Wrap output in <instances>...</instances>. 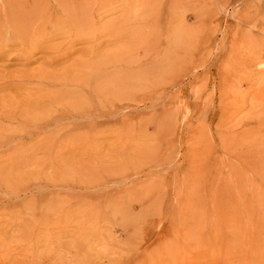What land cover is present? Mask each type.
<instances>
[{
  "label": "rangeland",
  "instance_id": "374dc122",
  "mask_svg": "<svg viewBox=\"0 0 264 264\" xmlns=\"http://www.w3.org/2000/svg\"><path fill=\"white\" fill-rule=\"evenodd\" d=\"M53 1L0 42V264H264V0Z\"/></svg>",
  "mask_w": 264,
  "mask_h": 264
},
{
  "label": "bare ground",
  "instance_id": "6f19581e",
  "mask_svg": "<svg viewBox=\"0 0 264 264\" xmlns=\"http://www.w3.org/2000/svg\"><path fill=\"white\" fill-rule=\"evenodd\" d=\"M13 1V0H12ZM18 1V0H17ZM49 0H19L18 2H20L21 3V5H20V7H18V6H16L17 4H16V2L14 1L13 3H15L16 5V7L17 8H13L12 6H8V7H4L1 11H0V42L2 43V41L4 40V43L6 44L5 46H9V47H15L18 51H20V49L18 48V47H22L24 44H25V42H26V44L27 43H29V42H31V44L29 45L30 46V48H28V49H30V51H33V53H35V54H37L38 53V50L37 49H39V50H43L45 47H44V45H40V44H42V43H44V40H43V36H44V38H46V40H47V42H48V39H47V37H45V35H43L45 32H41V33H43L42 35L43 36H41V39H39V41L41 40V43H38L39 45H37L36 44V46H35V44L33 43L32 44V42L33 41H35L36 40V38H37V34H39V32H40V30L45 26V27H50V28H52V29H54V30H57V31H59V33L63 36V34H68L69 32H70V23L69 22H71V21H69V19H72V20H75V17L77 18V16H75V17H72V15H70L71 16V18H69V15L67 16V14H63V15H66L65 17H62L61 15H59V14H57L58 12H57V9H55V8H53L54 10H50V5H48V3H50V2H48ZM54 1H56L55 3L57 4V3H59V4H61V3H64V5H66L67 3H69L71 0H54ZM54 1H53V3H54ZM89 1V0H88ZM7 2L8 3H10L11 1L10 0H7ZM52 2V1H51ZM77 2H78V0H77ZM81 2V1H80ZM90 3L92 2V1H89ZM88 3V2H87ZM97 3V2H96ZM89 4V3H88ZM55 5V4H54ZM90 5V4H89ZM88 5V6H89ZM53 6V5H52ZM59 6V5H58ZM72 6H73V3H72ZM74 6H76V7H78V3H76L75 2V4H74ZM60 7V6H59ZM86 7V6H85ZM57 8V7H56ZM63 8V7H62ZM89 8V7H88ZM88 8H86L87 10H88ZM92 8H93V6H92ZM58 9H60V8H58ZM75 9V8H74ZM81 9V8H80ZM85 9V10H86ZM90 9V8H89ZM62 10V9H61ZM69 10L70 11H72L71 10V5L69 4ZM84 10V9H83ZM86 10V11H87ZM58 11H60V10H58ZM91 11V10H90ZM73 13V16H74V11H72ZM88 12V11H87ZM80 13V12H79ZM87 14V13H86ZM81 16L82 15H80V18H81ZM69 18V19H68ZM85 18H87V17H85ZM55 19H60V21L58 20V22H56V20ZM78 19V18H77ZM64 20H66V21H64ZM83 20V19H82ZM74 22V21H73ZM73 22L71 23V24H73ZM78 22V21H77ZM41 24V28H40V30L37 32V30H38V28H39V25ZM77 24V23H76ZM61 27H62V29H61ZM63 27H65V28H63ZM6 30H4V29ZM44 30H46V29H44ZM43 30V31H44ZM49 30V29H48ZM4 32H6L5 33V36H4ZM46 32H48V31H46ZM52 32V31H51ZM56 33V32H55ZM73 33V32H72ZM78 33V32H77ZM46 34V33H45ZM50 35V33L48 32L47 33V35ZM79 34V33H78ZM48 35V36H49ZM52 35H50V37H51ZM55 36V35H54ZM54 36H53V38H54ZM59 36V35H58ZM57 36V37H58ZM62 36H59V37H62ZM52 38V37H51ZM66 38V37H65ZM55 39V38H54ZM57 39V38H56ZM67 39V38H66ZM53 40V39H52ZM43 41V42H42ZM69 41H72V39L70 40L69 39ZM68 41V42H69ZM55 42V41H54ZM67 42V43H68ZM0 43V44H1ZM7 43H9V45H7ZM49 43V42H48ZM47 43V44H48ZM72 43H73V41H72ZM25 44V45H26ZM71 43L69 42V44H67V46L68 45H70ZM1 45H3V44H1ZM0 45V46H1ZM33 45H34V47H36V48H34L33 47ZM45 45H46V43H45ZM49 46L51 47V46H53V45H48V47H46V48H49ZM71 46V45H70ZM8 47V48H9ZM23 47H25V46H23ZM69 47V46H68ZM67 47V48H68ZM2 48V47H1ZM6 48V47H5ZM14 48V49H15ZM53 48V47H52ZM3 49V48H2ZM25 49H26V47H25ZM24 49V51H26ZM56 49V48H55ZM70 49H71V47H70ZM70 49H68V50H70ZM12 50V49H11ZM45 50H47V49H45ZM9 51H10V49H9ZM12 51H16V50H12ZM12 51H11V53H12ZM21 51H22V48H21ZM34 51H36V52H34ZM5 52H7V51H5ZM27 52V51H26ZM29 52V51H28ZM13 53H15V54H17L16 52H13ZM12 53V54H13ZM22 54H23V52H21ZM66 53H69L68 51H66ZM25 54V53H24ZM29 54V53H28ZM30 55H32V54H30ZM13 56V55H12ZM16 56V55H15ZM18 56V55H17ZM21 55H19V57H17V59L18 58H20L21 59V57H20ZM28 56V55H27ZM27 56H25V57H27ZM33 56V55H32ZM36 56V55H35ZM39 56H40V52H39ZM46 56V55H45ZM59 56V55H58ZM57 56V57H58ZM69 56H70V53H69V55L67 56L68 58H69ZM25 57H22V59L23 58H25ZM29 57V56H28ZM27 57V58H28ZM56 57V58H57ZM66 57V56H65ZM66 57V58H67ZM15 58V57H14ZM32 58V57H31ZM30 58V59H31ZM63 58V61H64V57H62ZM67 58V59H68ZM20 59H18V60H20ZM58 59V58H57ZM61 59V58H60ZM67 59H65V61L67 60ZM4 60V59H3ZM7 60V59H6ZM56 60V59H55ZM49 61V60H48ZM47 60H46V63L48 62ZM52 61H53V63H56L53 59H52ZM51 61V62H52ZM57 62H59L58 60H56ZM6 62V61H5ZM51 62H48V64L50 63L51 64ZM60 62H62V61H60ZM52 63V64H53ZM45 69V68H44ZM50 69V68H49ZM78 69V68H77ZM80 69V68H79ZM47 70H48V68H47ZM47 70H45V71H47ZM51 70V69H50ZM49 70V71H50ZM65 70V69H64ZM69 69H67V71L66 72H69L68 71ZM79 71V70H78ZM30 72V71H29ZM48 72V71H47ZM44 73V72H43ZM61 73V72H60ZM74 73V72H73ZM58 74V73H57ZM67 74V73H66ZM18 75V74H17ZM27 75H29V73L27 74ZM47 75V74H46ZM46 75H44V74H41L40 72L38 73V74H35L34 76H32L31 77V79H37L38 81H40V82H42V81H51V80H49V79H47L48 77L46 76ZM68 75V74H67ZM69 76V75H68ZM6 77V76H5ZM25 77V74L23 75V78ZM55 77V76H54ZM13 78V77H12ZM22 78V77H21ZM28 78V77H27ZM56 78H58V76L56 77ZM67 78L68 77H66V80H67ZM90 78V77H89ZM6 79V78H5ZM64 79V78H63ZM68 79H70V77L68 78ZM62 80V79H61ZM65 80V79H64ZM65 80V81H66ZM22 81V80H21ZM37 81V82H38ZM78 82V81H77ZM23 83H28V82H24L23 81ZM22 82H18L17 84H16V86H20V87H23L24 86V84H23ZM32 83V82H31ZM4 84H5V82L3 83V86H4ZM13 84H14V82H13ZM1 85V84H0ZM7 85H9L10 86V84H8L7 83ZM7 85H5V86H7ZM11 85H12V83H11ZM15 85L13 86L12 85V87H8V88H14V87H16ZM1 87V86H0ZM68 87V86H67ZM2 88V87H1ZM0 88V89H1ZM11 90V89H10ZM72 90V89H71ZM17 91V90H16ZM69 91V90H68ZM2 92V91H1ZM66 92V91H65ZM41 93V92H40ZM60 93V92H59ZM54 94H56V93H54ZM60 94H62V92L60 93ZM68 94V93H67ZM66 93H65V95H67ZM64 95V94H63ZM63 95H62V97H63ZM73 95V94H72ZM79 95V94H78ZM47 96V95H46ZM61 96V95H60ZM44 97V96H43ZM66 97V96H65ZM70 98V97H69ZM30 99V98H29ZM52 99V98H51ZM64 99V98H63ZM62 99V100H63ZM73 99H74V97H73ZM76 99V98H75ZM80 99V98H79ZM14 100V99H13ZM39 100H41V99H39ZM1 101V100H0ZM24 101V100H23ZM65 101V100H64ZM75 101V100H74ZM39 102V101H38ZM38 102H36V103H38ZM57 102V101H56ZM5 103V102H4ZM3 103V104H4ZM23 103V102H22ZM21 103V104H22ZM66 103H68V102H66ZM86 103H87V101H86ZM28 104H29V102H28ZM70 104V103H69ZM6 105V104H5ZM25 105V104H24ZM42 105V104H41ZM44 105V104H43ZM57 105H59V104H57ZM71 106H72V104H70ZM69 105V106H70ZM67 106V105H66ZM79 107V106H78ZM10 108V107H9ZM40 108V107H39ZM76 108V107H75ZM4 109H5V106H4ZM0 110H2V108L0 109ZM6 110H8L7 108L5 109V111L4 110H2V111H0L1 113H3V114H0V116L1 115H3L4 116V118L5 117H9V116H11V114L12 113H14L15 114V116L17 115V113H16V110L14 109V110H10L9 109V111H6ZM32 110V109H31ZM39 110V109H38ZM74 111V110H73ZM37 112V111H36ZM11 113V114H10ZM31 113V112H30ZM49 113V112H48ZM13 114V115H14ZM19 114V113H18ZM44 114V113H43ZM20 116V115H19ZM22 117H23V115H22ZM21 117V118H22ZM31 117V116H30ZM11 118H14V117H11ZM21 118H20V121H21ZM8 119V118H7ZM10 119V118H9ZM33 119V118H32ZM39 119H40V117H39ZM13 120V119H12ZM15 120V119H14ZM23 120V119H22ZM57 123V122H56ZM4 124L5 123H3V126H4ZM31 124V123H30ZM36 125V124H35ZM1 126V125H0ZM15 126V125H14ZM37 126V125H36ZM10 128V127H9ZM4 129V128H3ZM7 129V128H6ZM5 130V129H4ZM18 130V129H17ZM20 130H22V129H20ZM2 131V130H1ZM13 131V130H12ZM5 132V135H3V136H0V149H2V148H4L5 146H9V143L11 142V141H13V140H15L16 139V137H17V135H15V134H9V131H4ZM22 132V131H21ZM1 133H3V131L1 132ZM0 133V134H1ZM69 137V136H68ZM43 138V137H42ZM41 138V139H42ZM15 142V141H14ZM39 143V142H38ZM48 143V142H47ZM46 143V144H47ZM15 144V143H14ZM52 144V143H51ZM43 145H44V143H43ZM27 147V146H26ZM29 148V147H28ZM45 148H48V147H46L45 146ZM36 149V148H35ZM39 149V148H38ZM40 149H41V146H40ZM44 149V148H43ZM50 150V149H49ZM53 150V149H52ZM44 151H47V149H44ZM60 151V150H59ZM42 152V151H41ZM54 152V151H53ZM57 152V151H56ZM24 153V152H23ZM19 155H21L20 153H19ZM14 156V155H13ZM15 156H17V155H15ZM26 160V159H25ZM24 160V161H25ZM30 160V159H29ZM9 161V160H8ZM5 162V161H4ZM10 163H12V162H10ZM36 163V162H35ZM4 164H6V163H4ZM23 163H22V160L19 162V165H22ZM11 165V164H10ZM32 165V164H31ZM12 167V166H11ZM2 172V171H1ZM7 176H9V174L7 175ZM2 181V180H1ZM8 183V182H7ZM6 183V185H8ZM10 183V182H9ZM4 184V183H3ZM14 187V186H13Z\"/></svg>",
  "mask_w": 264,
  "mask_h": 264
}]
</instances>
